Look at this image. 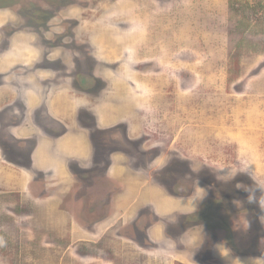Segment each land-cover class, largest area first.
I'll return each instance as SVG.
<instances>
[{"label":"rangeland","instance_id":"obj_1","mask_svg":"<svg viewBox=\"0 0 264 264\" xmlns=\"http://www.w3.org/2000/svg\"><path fill=\"white\" fill-rule=\"evenodd\" d=\"M0 264H264V0H0Z\"/></svg>","mask_w":264,"mask_h":264},{"label":"crops","instance_id":"obj_2","mask_svg":"<svg viewBox=\"0 0 264 264\" xmlns=\"http://www.w3.org/2000/svg\"><path fill=\"white\" fill-rule=\"evenodd\" d=\"M84 139H85V138H84ZM80 149H83V150H84V148H83V147H82V148L80 147ZM79 153H80V151L78 152V154H77V157H76V158H79V159H83V158H84V157H85V156L88 154V152H87V151H85V150H84V154H83V155H81V156H80V154H79Z\"/></svg>","mask_w":264,"mask_h":264}]
</instances>
